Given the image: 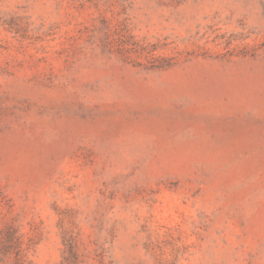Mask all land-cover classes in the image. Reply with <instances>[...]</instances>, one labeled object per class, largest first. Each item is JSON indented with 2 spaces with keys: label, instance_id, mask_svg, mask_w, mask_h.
I'll return each mask as SVG.
<instances>
[{
  "label": "rangeland",
  "instance_id": "rangeland-1",
  "mask_svg": "<svg viewBox=\"0 0 264 264\" xmlns=\"http://www.w3.org/2000/svg\"><path fill=\"white\" fill-rule=\"evenodd\" d=\"M0 264H264V0H0Z\"/></svg>",
  "mask_w": 264,
  "mask_h": 264
}]
</instances>
